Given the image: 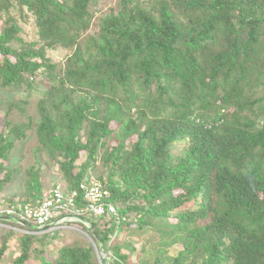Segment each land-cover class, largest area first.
Returning <instances> with one entry per match:
<instances>
[{
	"label": "trees",
	"instance_id": "1",
	"mask_svg": "<svg viewBox=\"0 0 264 264\" xmlns=\"http://www.w3.org/2000/svg\"><path fill=\"white\" fill-rule=\"evenodd\" d=\"M97 5L0 0V84L47 88L27 126L0 119V191L27 130L48 157L0 212L94 180L117 208L71 214L97 248L86 239L46 248L50 257L59 231L4 229L0 264H101V249L102 264H264V0ZM31 15L37 41L21 36ZM59 48L63 63L48 53ZM44 166L62 175L48 190ZM77 207H88L82 192Z\"/></svg>",
	"mask_w": 264,
	"mask_h": 264
},
{
	"label": "rangeland",
	"instance_id": "2",
	"mask_svg": "<svg viewBox=\"0 0 264 264\" xmlns=\"http://www.w3.org/2000/svg\"><path fill=\"white\" fill-rule=\"evenodd\" d=\"M116 0H98L97 8L104 9L109 6V4L115 2ZM24 30L21 33V36L26 41H37L36 27L34 16H28L25 18H19ZM22 46V45H19ZM49 56L53 59L54 62H64L66 58V54L69 52L64 49H55L53 51H49ZM47 91L46 85L37 83L36 86L32 90H26L25 87H20L16 89H12L9 87H4L0 84V119L3 123V119L7 118L13 123H23L27 126L29 119L34 116L36 113L35 109L37 107V102L40 96L45 95ZM29 92L31 95H29ZM12 108L9 111V108ZM1 129V126H0ZM38 145L37 137L35 134V130H27L26 136L22 139H19L15 143V147L13 148L10 155V164L9 167L14 168V172L11 173V176L5 177L6 183L3 189L0 191V201L4 202L6 199L12 198L14 196H20L24 193L25 187V179L28 176V168L31 164L36 163L35 160H39L40 162H45L48 157L44 152L36 153L35 149ZM38 157V158H37ZM46 168V169H45ZM45 171L42 173L43 184L46 187V190L50 189L57 182H61L62 175L60 174L59 169L53 166H44ZM4 208V207H3ZM2 210V209H1ZM4 216V215H0ZM18 221V220H17ZM71 223V222H70ZM56 225V226H55ZM28 225H11L6 222L0 221V238L2 233H4V229H14L19 233H37L42 236L44 233L53 234L55 231H59L55 237H58L56 241L52 244L47 243L45 245L46 248H58L62 245H71L77 242H82L88 237L87 231H83L77 224L74 222L68 224L66 222L64 224H51L42 229H37L35 227H27ZM61 226V227H59ZM33 229V230H32ZM90 235V234H89ZM91 236V235H90ZM50 241H53V236H48ZM49 241V242H50ZM91 241V240H90ZM48 242V241H47ZM11 244V253L7 258V262L14 257L15 251L17 250V246L14 241H10ZM54 250V249H53ZM46 257H50L49 253L45 252ZM30 264H38L35 260H32Z\"/></svg>",
	"mask_w": 264,
	"mask_h": 264
},
{
	"label": "built area",
	"instance_id": "3",
	"mask_svg": "<svg viewBox=\"0 0 264 264\" xmlns=\"http://www.w3.org/2000/svg\"><path fill=\"white\" fill-rule=\"evenodd\" d=\"M80 192L84 193V198L88 201L87 209L77 207V199ZM109 191L105 189L99 181L94 180L92 183L84 182L78 189L70 192H64L60 187L51 189L50 194L39 205H26L22 210L14 209L2 210L7 215L21 222L30 223L32 227L42 229L51 224H63L69 214L83 215L90 212L97 216L108 212L116 213L117 208L105 201ZM56 226V225H55Z\"/></svg>",
	"mask_w": 264,
	"mask_h": 264
},
{
	"label": "water",
	"instance_id": "4",
	"mask_svg": "<svg viewBox=\"0 0 264 264\" xmlns=\"http://www.w3.org/2000/svg\"><path fill=\"white\" fill-rule=\"evenodd\" d=\"M87 235L90 238L91 242L94 244V246L97 248V245H96L95 241L92 239V237L88 233H87ZM98 252H99V250H98ZM99 257H100L101 264L107 262V256L105 255V253L103 252L102 249L99 252Z\"/></svg>",
	"mask_w": 264,
	"mask_h": 264
},
{
	"label": "clouds",
	"instance_id": "5",
	"mask_svg": "<svg viewBox=\"0 0 264 264\" xmlns=\"http://www.w3.org/2000/svg\"><path fill=\"white\" fill-rule=\"evenodd\" d=\"M70 215H71V214H69V215L67 216V219L64 221V223H63L64 226H65L66 222L69 220ZM8 216H11V215H8ZM73 216H75V215H73ZM15 219H16V218H15ZM16 220H18V219H16ZM18 222H20V223L23 224V225H28V226L32 227L30 223H27V222H21L20 220H18ZM59 227H61V226H59ZM37 229H38V228H37ZM105 255H106V254H105ZM106 256H107V255H106Z\"/></svg>",
	"mask_w": 264,
	"mask_h": 264
}]
</instances>
